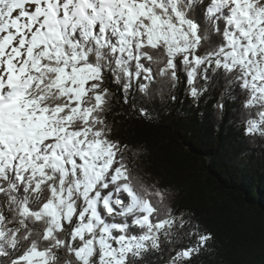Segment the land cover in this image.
I'll list each match as a JSON object with an SVG mask.
<instances>
[{"label": "snow or ice", "instance_id": "snow-or-ice-1", "mask_svg": "<svg viewBox=\"0 0 264 264\" xmlns=\"http://www.w3.org/2000/svg\"><path fill=\"white\" fill-rule=\"evenodd\" d=\"M179 65L239 87L264 136V0H0V264H143L185 227L104 117L108 77L147 91Z\"/></svg>", "mask_w": 264, "mask_h": 264}, {"label": "trees", "instance_id": "trees-1", "mask_svg": "<svg viewBox=\"0 0 264 264\" xmlns=\"http://www.w3.org/2000/svg\"><path fill=\"white\" fill-rule=\"evenodd\" d=\"M177 77L172 86L155 76L147 91L139 88L142 79L127 92L111 77L105 81L111 138L127 145L134 173L167 189L173 214L187 222L162 238L160 250L145 253L143 264H168L196 244L195 233L212 239L186 264H264V136L246 132L257 109L246 108V94L212 69L205 79L198 68L190 85L179 65Z\"/></svg>", "mask_w": 264, "mask_h": 264}]
</instances>
